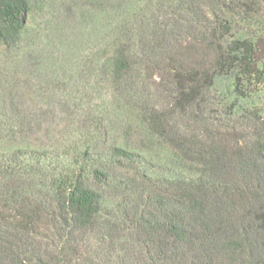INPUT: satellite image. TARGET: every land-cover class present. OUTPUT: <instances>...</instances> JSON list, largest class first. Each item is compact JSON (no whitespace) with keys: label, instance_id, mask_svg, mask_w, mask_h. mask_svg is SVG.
<instances>
[{"label":"trees","instance_id":"16d2710c","mask_svg":"<svg viewBox=\"0 0 264 264\" xmlns=\"http://www.w3.org/2000/svg\"><path fill=\"white\" fill-rule=\"evenodd\" d=\"M32 2L0 0L6 53ZM121 17L113 120L0 153V264H264V116L215 98L223 76L262 79L264 0H136Z\"/></svg>","mask_w":264,"mask_h":264},{"label":"rangeland","instance_id":"374dc122","mask_svg":"<svg viewBox=\"0 0 264 264\" xmlns=\"http://www.w3.org/2000/svg\"><path fill=\"white\" fill-rule=\"evenodd\" d=\"M135 1L33 0L18 51L0 43V153L64 143L105 110L113 120L105 41ZM215 98L264 116V74L239 90L223 76ZM130 132L139 143L142 134Z\"/></svg>","mask_w":264,"mask_h":264}]
</instances>
